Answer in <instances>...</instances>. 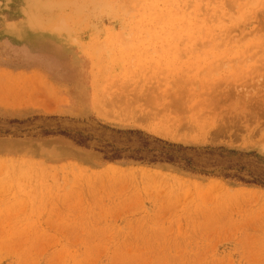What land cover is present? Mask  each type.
Segmentation results:
<instances>
[{"label": "rangeland", "instance_id": "obj_1", "mask_svg": "<svg viewBox=\"0 0 264 264\" xmlns=\"http://www.w3.org/2000/svg\"><path fill=\"white\" fill-rule=\"evenodd\" d=\"M0 97V264H264V0H0Z\"/></svg>", "mask_w": 264, "mask_h": 264}, {"label": "crops", "instance_id": "obj_2", "mask_svg": "<svg viewBox=\"0 0 264 264\" xmlns=\"http://www.w3.org/2000/svg\"><path fill=\"white\" fill-rule=\"evenodd\" d=\"M4 103H5L4 97H0V109H4ZM12 153H14V149L4 145V149L0 151V161L7 158Z\"/></svg>", "mask_w": 264, "mask_h": 264}, {"label": "trees", "instance_id": "obj_3", "mask_svg": "<svg viewBox=\"0 0 264 264\" xmlns=\"http://www.w3.org/2000/svg\"><path fill=\"white\" fill-rule=\"evenodd\" d=\"M169 146H173V145H169Z\"/></svg>", "mask_w": 264, "mask_h": 264}]
</instances>
